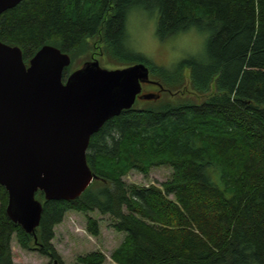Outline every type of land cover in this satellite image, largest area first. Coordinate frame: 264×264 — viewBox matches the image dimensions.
<instances>
[{
    "label": "trees",
    "instance_id": "16d2710c",
    "mask_svg": "<svg viewBox=\"0 0 264 264\" xmlns=\"http://www.w3.org/2000/svg\"><path fill=\"white\" fill-rule=\"evenodd\" d=\"M150 7L160 41L192 29L208 34L202 59L181 60L173 76L162 72L168 85L187 69L195 93L214 85L217 94L195 103L176 93L106 121L86 152L95 180L73 201L37 192L34 234L9 219L0 185V264H13L14 238L22 250L63 264L52 240L70 211L86 216L93 238L100 231L92 212L124 233L109 255L114 264H264V0H23L0 15V41L30 60L43 46L72 56L101 33L110 57L128 67L144 60L127 47V17ZM159 167L171 170L159 186L123 181ZM105 261L101 252L78 259Z\"/></svg>",
    "mask_w": 264,
    "mask_h": 264
},
{
    "label": "water",
    "instance_id": "95a60500",
    "mask_svg": "<svg viewBox=\"0 0 264 264\" xmlns=\"http://www.w3.org/2000/svg\"><path fill=\"white\" fill-rule=\"evenodd\" d=\"M22 1L0 0V15ZM70 63L43 46L26 65L18 46L0 41V185L7 216L26 234L40 224L37 192L45 201H73L95 180L86 160L92 135L136 100L160 99L142 93V85L157 84L144 63L106 70L87 62L64 80Z\"/></svg>",
    "mask_w": 264,
    "mask_h": 264
},
{
    "label": "rangeland",
    "instance_id": "374dc122",
    "mask_svg": "<svg viewBox=\"0 0 264 264\" xmlns=\"http://www.w3.org/2000/svg\"><path fill=\"white\" fill-rule=\"evenodd\" d=\"M157 19L158 12L153 7L148 10L133 9L127 17V47L142 57L144 61L140 63H144L148 67L149 79L157 83L142 85V93L160 95V99L157 101L136 100L133 108H142L149 104L155 106L163 102L164 99L172 100L176 93L181 97H190L195 103H201L216 95L214 85H211L209 91L203 95L195 93L190 86V72L187 69L182 71V77L181 75L180 78L177 76L173 86L168 85L162 72L167 76H173L176 65L181 60L189 57L202 59L208 34L196 30L193 32L192 29L160 41L156 37ZM200 35H206L202 42L196 39ZM70 58L71 65L67 68L68 75L81 68L83 64L92 61H97L99 66L106 70L123 68L110 57L101 33L93 39H87L84 48L72 56L70 55ZM23 61L26 65L29 64V60L23 58ZM170 176L171 170L168 167H159L152 168L147 176L131 171L123 178V181L130 185L146 188L150 185L159 186ZM88 216L98 221L100 235L97 238L91 237L86 232V216L70 211L66 212L62 222L54 228L53 248L63 264H80L78 262L80 257L94 252L103 253L106 258L104 264H114L109 255L122 242L124 233H117L113 229V221L107 215L101 216L97 212H92ZM11 251L13 264H52L35 248L32 251L22 250L15 238L11 242Z\"/></svg>",
    "mask_w": 264,
    "mask_h": 264
},
{
    "label": "clouds",
    "instance_id": "9594fccd",
    "mask_svg": "<svg viewBox=\"0 0 264 264\" xmlns=\"http://www.w3.org/2000/svg\"><path fill=\"white\" fill-rule=\"evenodd\" d=\"M194 31H195V30L193 29V32H194ZM205 38H206V35H200V36H197V37H196V39L199 40V41H201V42H202ZM201 51H202V49H201Z\"/></svg>",
    "mask_w": 264,
    "mask_h": 264
}]
</instances>
